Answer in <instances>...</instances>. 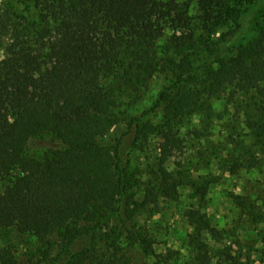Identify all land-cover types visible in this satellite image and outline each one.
I'll list each match as a JSON object with an SVG mask.
<instances>
[{
  "label": "trees",
  "instance_id": "16d2710c",
  "mask_svg": "<svg viewBox=\"0 0 264 264\" xmlns=\"http://www.w3.org/2000/svg\"><path fill=\"white\" fill-rule=\"evenodd\" d=\"M253 5L262 20L239 43ZM0 32V229L37 241L44 262L130 264L123 249L148 254L151 247L126 225L121 247L110 221L152 205L157 194L176 201L189 187L200 202L185 213L197 253L192 264H213L203 235L217 232L201 208L214 178L173 173L166 161L186 117L209 116L220 99L240 101L249 144L227 160V170L264 174V0H0ZM158 75L169 78L151 108L158 122L144 120L145 112L127 119L124 95ZM121 122L122 135L102 145ZM44 136L52 146L32 152ZM151 138L162 144L139 204V169L123 165L120 153L127 144L139 151ZM85 236L88 246L72 254ZM0 264H13L6 251Z\"/></svg>",
  "mask_w": 264,
  "mask_h": 264
},
{
  "label": "rangeland",
  "instance_id": "374dc122",
  "mask_svg": "<svg viewBox=\"0 0 264 264\" xmlns=\"http://www.w3.org/2000/svg\"><path fill=\"white\" fill-rule=\"evenodd\" d=\"M256 4V2L254 3ZM252 16L239 43H246L254 35L255 26L261 22V15L255 5L249 9ZM257 22V23H256ZM6 38L0 32V59L4 57ZM169 78L158 75L138 93H126L120 110H124L127 119L141 117L144 120L158 122L159 114L151 111L161 89L168 84ZM244 107L240 101L226 104L223 99L211 103L209 116L194 115L186 117L181 126L182 140L172 146L166 161L171 172L189 169V176H211L205 204L201 208L210 218L211 226L217 234L206 233L204 242L213 264H264V174L258 169L239 170L230 174L227 160L236 157L239 149L249 144V133L244 127ZM125 130L123 122L118 124L106 137L100 140L102 145L113 144ZM198 132V139L193 135ZM51 136L34 140L31 151L41 154L52 146ZM162 141L151 138L141 150L131 145L123 146L120 153L125 166L139 169L138 192L135 202L143 201V191L154 180L152 172L157 166V158ZM6 180L0 176V191ZM232 196H240L243 203L235 202ZM200 202L189 187L179 189V198L174 201L165 196L155 195L154 202L148 207L135 205V214H121L110 221L111 228H117L125 236L122 226L126 225L139 238L143 236L151 247L145 254L142 249H123L122 254L130 264H192L197 256L189 244L192 230L185 218L186 211L199 209ZM117 237V236H114ZM89 237L79 239L71 253L84 250ZM6 251L13 264H61L42 260V248L30 236L20 234L13 229H0V252ZM57 253L54 251L52 258Z\"/></svg>",
  "mask_w": 264,
  "mask_h": 264
}]
</instances>
